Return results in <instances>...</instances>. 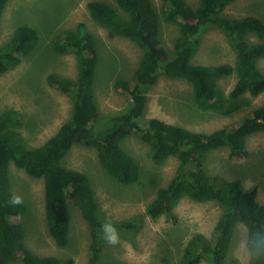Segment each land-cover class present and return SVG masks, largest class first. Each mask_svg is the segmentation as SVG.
<instances>
[{
  "label": "trees",
  "instance_id": "1",
  "mask_svg": "<svg viewBox=\"0 0 264 264\" xmlns=\"http://www.w3.org/2000/svg\"><path fill=\"white\" fill-rule=\"evenodd\" d=\"M10 0H0V23ZM236 0H201L197 7L186 0H162L167 23L179 30L169 54L161 38V18L152 0H94L87 7L94 22L110 37L132 41L142 52L131 78L117 79L115 87L130 96L132 103L105 119L95 98V85L101 63L100 41L84 23L65 29L51 42L57 55H74L78 64L76 79L55 73L47 83L72 101V116L58 131L38 146L30 147L19 131L21 115L9 110L0 115V264H74L72 259L42 256L26 244L22 219L27 204L12 206V167L44 182L45 216L48 231L59 248L70 242L72 208H77L88 224L91 236V264L101 257L104 240L102 220L92 181L86 173L71 169L66 156L75 146L94 149L105 172L118 184L129 186L143 176L139 162L124 147L131 137L147 145L150 164L162 166L175 160L177 167L169 183L158 187L155 198L146 206L151 219L167 217L176 222L175 210L189 198L197 203L217 202L223 207L212 233H194L185 245L180 264H227L239 226L247 230L249 264H264V204L256 186L246 188L241 178L228 179L208 170L213 151L227 148L229 157L248 156L249 140L264 133V102L237 123L203 132L159 118H144L148 93L160 77L185 80L193 87V103L204 112L224 116L248 106L246 95L264 94V20L258 16L230 17L227 7ZM208 27L219 29L235 54L233 64L203 65L192 60L199 51L202 34ZM257 39L256 40H253ZM40 46L35 25L17 26L0 48V77L18 68ZM236 76L228 94L221 89L222 78ZM244 101V102H243ZM103 122V121H101ZM129 231L136 224H113Z\"/></svg>",
  "mask_w": 264,
  "mask_h": 264
},
{
  "label": "rangeland",
  "instance_id": "2",
  "mask_svg": "<svg viewBox=\"0 0 264 264\" xmlns=\"http://www.w3.org/2000/svg\"><path fill=\"white\" fill-rule=\"evenodd\" d=\"M91 1L94 0H10L7 4L0 23V48L21 24L35 25L40 33L36 53L0 77V115L9 110L19 112L18 129L30 147L42 144L72 116L73 104L69 96L47 83L51 73L73 80L77 77L76 57L57 55L51 47V42L65 29H76L78 24L84 23L99 38L101 63L95 85V98L102 115L99 125L132 103L130 96L115 84L122 77L131 78L142 52L132 41L120 36L110 37L96 24L87 7ZM102 1L117 7L115 0ZM152 1L161 18L163 47L171 54L179 25L167 23L162 0ZM186 1L194 7L201 2ZM225 14L230 17L252 15L264 20V0H236L227 7ZM201 37L200 49L192 60L194 63L213 66L234 63L235 54L222 31L208 27ZM260 68L264 72V60ZM235 81L236 76L232 75L222 78L219 85L228 94ZM192 91L193 87L185 80L160 77L148 93L144 118H159L189 129L211 132L237 123L264 102V94L259 97L246 95L244 101L248 106L234 115L224 116L197 108ZM124 147L139 162L143 174L138 183L129 186L118 184L105 172L94 149L75 146L65 158L67 167L89 175L102 222L137 225L133 231L117 227L119 243L109 246L104 241L97 264H180L188 239L197 232L210 236L223 207L217 202L197 203L185 198L175 210L176 222L167 217L151 219L146 215V206L155 198L157 188L172 179L177 162L169 160L162 166L150 164L146 157L147 145L137 137L129 138ZM247 150L248 156L236 158L229 157L227 148L213 151L208 170L212 175L228 179L241 178L247 189L256 186L259 202L264 204V133L253 136ZM11 172L12 191L28 206L22 219L27 246L38 255L69 258L74 264H91L90 230L80 211L72 208L69 245L63 249L57 247L47 227L43 180L31 178L16 166ZM247 238V230L239 226L227 264H249Z\"/></svg>",
  "mask_w": 264,
  "mask_h": 264
},
{
  "label": "clouds",
  "instance_id": "3",
  "mask_svg": "<svg viewBox=\"0 0 264 264\" xmlns=\"http://www.w3.org/2000/svg\"><path fill=\"white\" fill-rule=\"evenodd\" d=\"M8 203L12 206H17L22 203V199L19 196L10 197ZM100 232L102 233L104 241L109 246H116L119 243V235L116 227L111 222H104L100 226Z\"/></svg>",
  "mask_w": 264,
  "mask_h": 264
}]
</instances>
